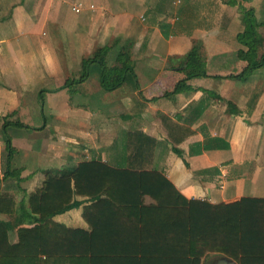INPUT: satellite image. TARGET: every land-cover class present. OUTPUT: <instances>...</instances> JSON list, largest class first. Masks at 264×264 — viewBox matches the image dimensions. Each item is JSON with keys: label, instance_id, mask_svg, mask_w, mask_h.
<instances>
[{"label": "crops", "instance_id": "obj_1", "mask_svg": "<svg viewBox=\"0 0 264 264\" xmlns=\"http://www.w3.org/2000/svg\"><path fill=\"white\" fill-rule=\"evenodd\" d=\"M124 44L132 72L108 91L102 71ZM196 45L207 77L188 79ZM239 52L264 55V0H0V193L16 201L0 219L29 226L45 173L90 161L157 170L189 200L264 199V62L236 79ZM71 211L66 226L86 229Z\"/></svg>", "mask_w": 264, "mask_h": 264}, {"label": "trees", "instance_id": "obj_2", "mask_svg": "<svg viewBox=\"0 0 264 264\" xmlns=\"http://www.w3.org/2000/svg\"><path fill=\"white\" fill-rule=\"evenodd\" d=\"M245 36L249 35L240 34L238 40L249 46ZM199 51L196 45L186 55L188 79L207 77ZM100 53L82 60L80 82ZM239 57L247 59L242 52ZM130 59V46L124 44L115 65L102 71L105 89L111 91L125 81L132 72ZM251 59L236 79L245 80L261 67L264 55L259 62ZM166 119L162 116L163 122ZM169 137L173 144L185 140L172 133ZM135 148L141 156L142 145ZM172 151L182 157L177 147ZM142 167L90 161L47 171L41 187L27 196L28 210L22 217L29 226L13 227L15 242L9 238L11 223L0 219V264H206L214 256L236 264H264V199L219 204L189 200L162 173ZM15 203L12 194L0 193V216H12ZM79 207L86 229L56 220Z\"/></svg>", "mask_w": 264, "mask_h": 264}, {"label": "rangeland", "instance_id": "obj_3", "mask_svg": "<svg viewBox=\"0 0 264 264\" xmlns=\"http://www.w3.org/2000/svg\"><path fill=\"white\" fill-rule=\"evenodd\" d=\"M250 54V53H249ZM262 72H264V68L262 69ZM259 194L262 196V197H264V189H261V191L259 192ZM259 195V196H260ZM73 210V209H72ZM68 212H72L71 210L70 211H68ZM67 212V213H68ZM68 216V217H67ZM78 217H77V214L75 215V213H68L67 215H64V216H62V219H61V222L63 223V224H65V225H68V226H75V225H73V224H70L69 222H67V221H69V220H71V221H76V219H77ZM80 218H81V216H80ZM3 219H5V218H3ZM59 220H60V218H59ZM81 220H82V218H81ZM19 221V223H21V221L22 220H18ZM19 223L15 220V221H12V223H11V230H10V233H9V238H10V240H11V242L15 239V231H14V226L15 225H19ZM215 257H218V256H214V257H212V258H210L209 260H208V262L209 261H211L213 258H215Z\"/></svg>", "mask_w": 264, "mask_h": 264}, {"label": "water", "instance_id": "obj_4", "mask_svg": "<svg viewBox=\"0 0 264 264\" xmlns=\"http://www.w3.org/2000/svg\"><path fill=\"white\" fill-rule=\"evenodd\" d=\"M206 264H236L235 261L224 256L215 257Z\"/></svg>", "mask_w": 264, "mask_h": 264}, {"label": "built area", "instance_id": "obj_5", "mask_svg": "<svg viewBox=\"0 0 264 264\" xmlns=\"http://www.w3.org/2000/svg\"><path fill=\"white\" fill-rule=\"evenodd\" d=\"M74 11H75V12H79V8H75Z\"/></svg>", "mask_w": 264, "mask_h": 264}]
</instances>
